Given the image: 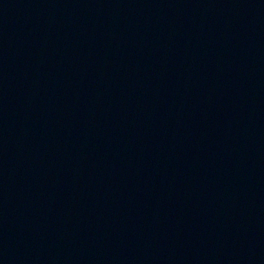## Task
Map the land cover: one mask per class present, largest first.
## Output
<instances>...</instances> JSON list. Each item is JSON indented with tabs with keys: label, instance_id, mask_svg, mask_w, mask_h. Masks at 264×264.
<instances>
[{
	"label": "water",
	"instance_id": "water-1",
	"mask_svg": "<svg viewBox=\"0 0 264 264\" xmlns=\"http://www.w3.org/2000/svg\"><path fill=\"white\" fill-rule=\"evenodd\" d=\"M0 264H264V0H0Z\"/></svg>",
	"mask_w": 264,
	"mask_h": 264
}]
</instances>
